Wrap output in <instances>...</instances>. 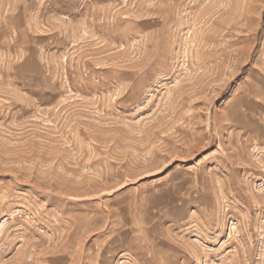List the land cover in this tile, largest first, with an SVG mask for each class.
<instances>
[{
	"label": "rangeland",
	"instance_id": "obj_1",
	"mask_svg": "<svg viewBox=\"0 0 264 264\" xmlns=\"http://www.w3.org/2000/svg\"><path fill=\"white\" fill-rule=\"evenodd\" d=\"M0 264H264V0H0Z\"/></svg>",
	"mask_w": 264,
	"mask_h": 264
}]
</instances>
